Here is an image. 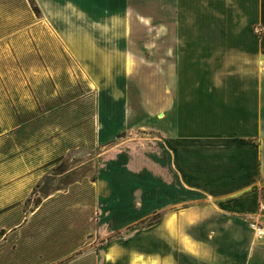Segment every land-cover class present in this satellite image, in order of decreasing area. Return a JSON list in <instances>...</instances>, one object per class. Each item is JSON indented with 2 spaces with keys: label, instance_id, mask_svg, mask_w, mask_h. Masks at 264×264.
Segmentation results:
<instances>
[{
  "label": "crops",
  "instance_id": "1",
  "mask_svg": "<svg viewBox=\"0 0 264 264\" xmlns=\"http://www.w3.org/2000/svg\"><path fill=\"white\" fill-rule=\"evenodd\" d=\"M31 3L95 93L99 139L116 138L118 161L101 157L94 182L99 232L160 217L71 237L46 259L53 237L28 227L70 184L58 172L45 186L39 144L14 141L0 162V264H264L252 226L264 225V0Z\"/></svg>",
  "mask_w": 264,
  "mask_h": 264
},
{
  "label": "rangeland",
  "instance_id": "2",
  "mask_svg": "<svg viewBox=\"0 0 264 264\" xmlns=\"http://www.w3.org/2000/svg\"><path fill=\"white\" fill-rule=\"evenodd\" d=\"M96 112V95L85 76L37 12H30L24 0H0V162L15 153L14 141L19 146L39 144L45 171L54 170L46 174L45 186L58 172V186L70 184V192L61 190L53 200H44V223L28 227L31 235L53 237L44 242L46 259L66 253L74 244L71 237H118L148 225L144 219L124 230L101 227L99 232L94 182L101 157L109 163L118 158L109 154L115 136L99 139ZM49 191L43 190L44 195ZM83 203L92 204V234Z\"/></svg>",
  "mask_w": 264,
  "mask_h": 264
},
{
  "label": "built area",
  "instance_id": "3",
  "mask_svg": "<svg viewBox=\"0 0 264 264\" xmlns=\"http://www.w3.org/2000/svg\"><path fill=\"white\" fill-rule=\"evenodd\" d=\"M263 213H264V203L261 202L258 205V212H257L258 217L263 216ZM252 226L255 230L257 237H260L261 235L264 234V225L263 222L261 221V218H259L256 222L252 223Z\"/></svg>",
  "mask_w": 264,
  "mask_h": 264
},
{
  "label": "trees",
  "instance_id": "4",
  "mask_svg": "<svg viewBox=\"0 0 264 264\" xmlns=\"http://www.w3.org/2000/svg\"><path fill=\"white\" fill-rule=\"evenodd\" d=\"M33 9L35 10V12H38L37 8L34 5H33ZM159 217H160V214H158V213L153 214L151 217L147 218L148 224H151V223L157 221L159 219Z\"/></svg>",
  "mask_w": 264,
  "mask_h": 264
}]
</instances>
